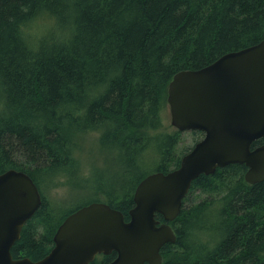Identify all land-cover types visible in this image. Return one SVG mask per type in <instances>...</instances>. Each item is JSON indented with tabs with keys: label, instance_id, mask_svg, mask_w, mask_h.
Listing matches in <instances>:
<instances>
[{
	"label": "trees",
	"instance_id": "1",
	"mask_svg": "<svg viewBox=\"0 0 264 264\" xmlns=\"http://www.w3.org/2000/svg\"><path fill=\"white\" fill-rule=\"evenodd\" d=\"M44 10L67 27L66 40L34 49L20 25ZM262 40L264 0H0V173L27 172L43 196L13 256L45 257L64 219L94 201L129 220L140 181L179 167L193 147L178 151L180 131H160L174 75ZM89 131L120 161L91 186L76 161L79 135ZM192 133L195 142L204 136ZM152 146L156 167L148 171ZM247 169L232 163L193 181L170 222L177 239L161 248L162 264H264V181L248 182ZM63 177L73 191L93 190L91 199L76 206L48 199L44 187Z\"/></svg>",
	"mask_w": 264,
	"mask_h": 264
},
{
	"label": "water",
	"instance_id": "2",
	"mask_svg": "<svg viewBox=\"0 0 264 264\" xmlns=\"http://www.w3.org/2000/svg\"><path fill=\"white\" fill-rule=\"evenodd\" d=\"M167 101L177 130H199L203 138L179 167L140 181L129 220L107 202L85 204L64 219L54 247L39 260L15 258L12 247L42 204V192L25 171L0 173V264H90L113 251L117 256L105 264H162L161 248L177 239L170 222L201 174L241 163L248 182L264 181V143L253 146L264 137V40L176 73Z\"/></svg>",
	"mask_w": 264,
	"mask_h": 264
},
{
	"label": "rangeland",
	"instance_id": "3",
	"mask_svg": "<svg viewBox=\"0 0 264 264\" xmlns=\"http://www.w3.org/2000/svg\"><path fill=\"white\" fill-rule=\"evenodd\" d=\"M161 116L163 120V127L161 132H176L179 131L171 122L170 105L167 103L164 105ZM181 142L179 143L177 150L181 151L187 146H193L196 142L194 140V134L192 130L180 131ZM80 142L83 144V148L77 152L76 161L78 162L82 175L84 177H90L88 185H96L101 178H109L113 173L117 172L120 168L119 156H115V159L111 158V151L103 149L100 145L99 134L94 131L85 132L79 135ZM156 146H152L149 150L150 159H148V171L154 170L156 167L154 157L156 155ZM116 154V151H115ZM118 160V161H117ZM59 181L58 186L49 187L45 186L43 193L48 199H56L63 201L66 206H76L86 203L91 199V191H79L70 188L66 179L63 177ZM104 194L101 193L100 197L103 198ZM106 197V196H105ZM104 202V201H103Z\"/></svg>",
	"mask_w": 264,
	"mask_h": 264
},
{
	"label": "clouds",
	"instance_id": "4",
	"mask_svg": "<svg viewBox=\"0 0 264 264\" xmlns=\"http://www.w3.org/2000/svg\"><path fill=\"white\" fill-rule=\"evenodd\" d=\"M20 31L28 46L36 49L45 42H65L68 29L54 14L44 10L30 20L22 22Z\"/></svg>",
	"mask_w": 264,
	"mask_h": 264
},
{
	"label": "flooded vegetation",
	"instance_id": "5",
	"mask_svg": "<svg viewBox=\"0 0 264 264\" xmlns=\"http://www.w3.org/2000/svg\"><path fill=\"white\" fill-rule=\"evenodd\" d=\"M99 255H101V254H99ZM97 257V256H96Z\"/></svg>",
	"mask_w": 264,
	"mask_h": 264
}]
</instances>
